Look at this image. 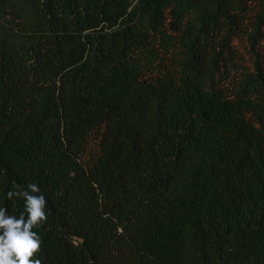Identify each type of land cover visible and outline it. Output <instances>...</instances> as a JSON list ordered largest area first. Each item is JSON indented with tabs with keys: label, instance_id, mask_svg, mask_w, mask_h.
Instances as JSON below:
<instances>
[{
	"label": "trees",
	"instance_id": "obj_1",
	"mask_svg": "<svg viewBox=\"0 0 264 264\" xmlns=\"http://www.w3.org/2000/svg\"><path fill=\"white\" fill-rule=\"evenodd\" d=\"M32 183L41 264H264V0H0V208Z\"/></svg>",
	"mask_w": 264,
	"mask_h": 264
},
{
	"label": "clouds",
	"instance_id": "obj_2",
	"mask_svg": "<svg viewBox=\"0 0 264 264\" xmlns=\"http://www.w3.org/2000/svg\"><path fill=\"white\" fill-rule=\"evenodd\" d=\"M7 196L9 199L23 198L25 207L19 217L0 208V264H41L38 257L42 240L34 229L47 222L45 196L35 183L27 185L24 190L9 191Z\"/></svg>",
	"mask_w": 264,
	"mask_h": 264
}]
</instances>
